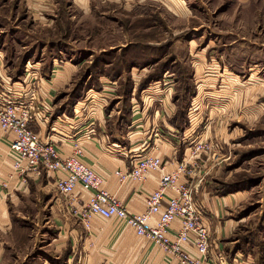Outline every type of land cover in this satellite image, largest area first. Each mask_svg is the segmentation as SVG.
Here are the masks:
<instances>
[{"label": "rangeland", "instance_id": "obj_1", "mask_svg": "<svg viewBox=\"0 0 264 264\" xmlns=\"http://www.w3.org/2000/svg\"><path fill=\"white\" fill-rule=\"evenodd\" d=\"M18 1L0 0V74L37 83L72 66L54 116L85 103L120 137L133 103L151 118L160 107L182 157L209 162L206 188L246 195L222 221L264 258V0H47L49 12ZM156 118L151 142L164 138ZM8 208L24 229L0 232V264H63L48 210Z\"/></svg>", "mask_w": 264, "mask_h": 264}, {"label": "crops", "instance_id": "obj_2", "mask_svg": "<svg viewBox=\"0 0 264 264\" xmlns=\"http://www.w3.org/2000/svg\"><path fill=\"white\" fill-rule=\"evenodd\" d=\"M46 1L25 0L24 3L34 12H49ZM42 4L45 7H41ZM173 8L177 7L173 5ZM55 65L56 61H53V68L57 67ZM59 67L44 78L39 77L37 83H32V79L37 77L34 72L32 75L28 74L23 82H11L0 74V91L6 97L16 99L24 105L31 104L34 118L29 125L30 130L41 138L52 140L63 158L69 157L74 146L79 143L83 163L103 179V188L114 196L129 214L144 213L147 209L146 199L158 189L163 174L173 173L180 164L187 162L191 174L181 176L179 183L196 187L195 200L203 212V224L210 233V257L213 264H264V258L254 247L250 251L244 244L238 247L228 241L235 229V223L233 220L222 221L230 206L240 204L246 195L237 193L233 197H219L206 188L203 180L209 162L204 159V162L200 160L199 164L196 158L188 157L186 150L182 157L178 142L171 138L176 131L174 127L164 123L165 121L160 125V107L155 111L151 110L155 116L151 118L148 115L151 107H143L141 110L133 103L130 122L121 137L107 129L106 120H102V111L95 114L92 107L85 103H78L72 112L64 111L54 116L55 94L71 80L73 71L72 66L67 64ZM156 115L159 117L157 127H161L165 133L162 140L155 137L151 142L147 132L156 126ZM12 137V134L0 130V232L4 233L6 229H24L20 224L13 226L8 206H43V209L49 212L43 219L46 223H54L59 229L60 240L55 241H60L63 264H178L159 246L149 239L136 236L134 231L122 222L92 216L89 220L90 228L85 230L73 213L84 207L90 194L78 187L71 197L60 195L55 182L62 177L61 174L42 172L41 175L28 174L23 177L15 174L12 170L13 155L9 149ZM149 156L161 159V171L150 172L141 181H120L116 172L127 174L139 161ZM172 196L173 193L167 191L164 204ZM155 221L156 217L151 220V225H154ZM178 229L179 223L174 222L169 230L170 239L175 237ZM184 248L193 255L197 253L192 245L187 244ZM220 254L223 255L224 262L218 260Z\"/></svg>", "mask_w": 264, "mask_h": 264}, {"label": "built area", "instance_id": "obj_3", "mask_svg": "<svg viewBox=\"0 0 264 264\" xmlns=\"http://www.w3.org/2000/svg\"><path fill=\"white\" fill-rule=\"evenodd\" d=\"M33 118L31 104L24 105L0 91V130L13 136L9 149L13 155L12 170L15 174L20 177L28 174L41 175L42 172L61 174L62 177L55 182L60 195L71 197L78 187L88 192L90 196L84 207L73 213L85 230H89L92 216L104 220L115 219L130 227L136 236L151 240L178 264H213L210 257V233L203 224V212L195 200L196 187L179 183L181 176L191 174L187 162L180 164L175 172L163 174L158 189L146 199L147 209L144 213L129 214L103 188V179L83 163L80 144L74 146L69 157H61L52 140L41 138L29 129ZM162 168L160 158L149 156L139 161L129 173L116 172V175L122 182L128 179L141 181L148 173L161 171ZM167 191H171L173 196L164 204ZM154 217L155 224L151 225ZM174 222L179 223V229L175 237L170 239L169 230ZM187 244L195 248L196 255L184 248ZM217 258L224 262L223 255L220 254Z\"/></svg>", "mask_w": 264, "mask_h": 264}]
</instances>
